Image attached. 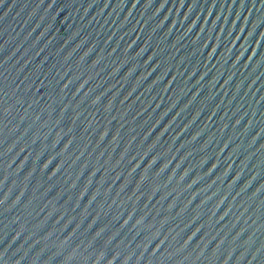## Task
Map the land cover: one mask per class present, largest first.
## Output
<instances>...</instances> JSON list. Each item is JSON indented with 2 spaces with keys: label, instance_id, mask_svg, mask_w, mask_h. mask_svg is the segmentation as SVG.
Wrapping results in <instances>:
<instances>
[{
  "label": "water",
  "instance_id": "95a60500",
  "mask_svg": "<svg viewBox=\"0 0 264 264\" xmlns=\"http://www.w3.org/2000/svg\"><path fill=\"white\" fill-rule=\"evenodd\" d=\"M0 264H264V0H0Z\"/></svg>",
  "mask_w": 264,
  "mask_h": 264
}]
</instances>
